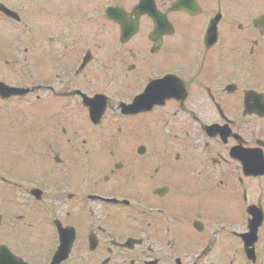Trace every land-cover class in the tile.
I'll return each instance as SVG.
<instances>
[{"label": "flooded vegetation", "instance_id": "obj_1", "mask_svg": "<svg viewBox=\"0 0 264 264\" xmlns=\"http://www.w3.org/2000/svg\"><path fill=\"white\" fill-rule=\"evenodd\" d=\"M3 28L0 264H264V0H0Z\"/></svg>", "mask_w": 264, "mask_h": 264}, {"label": "rangeland", "instance_id": "obj_2", "mask_svg": "<svg viewBox=\"0 0 264 264\" xmlns=\"http://www.w3.org/2000/svg\"><path fill=\"white\" fill-rule=\"evenodd\" d=\"M34 26V29L37 30L38 29V24L37 23H34L33 24ZM2 31V35H0V39L3 38V39H6V37L8 36L7 33H10V32H7L6 30H4V28L1 30ZM0 41H3V40H0ZM92 74L94 75V73L92 72ZM0 165H3V166H7V167H10L9 164H7L6 162L0 160ZM18 167V165L12 163V171H13V174L16 176V177H19V178H22L23 177V174L24 172H22ZM228 206H224L223 204L222 205H217V207H215L212 211H211V216L212 217H221L223 219H227L229 218V214L227 213L228 212ZM241 215V214H240ZM42 234L44 233L43 230L40 231ZM227 242H223V245L225 246ZM223 255V254H222Z\"/></svg>", "mask_w": 264, "mask_h": 264}]
</instances>
